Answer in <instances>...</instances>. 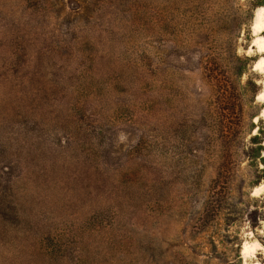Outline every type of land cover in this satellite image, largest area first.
Returning a JSON list of instances; mask_svg holds the SVG:
<instances>
[{
  "label": "rangeland",
  "instance_id": "1",
  "mask_svg": "<svg viewBox=\"0 0 264 264\" xmlns=\"http://www.w3.org/2000/svg\"><path fill=\"white\" fill-rule=\"evenodd\" d=\"M262 6L0 0V264H264Z\"/></svg>",
  "mask_w": 264,
  "mask_h": 264
},
{
  "label": "bare ground",
  "instance_id": "2",
  "mask_svg": "<svg viewBox=\"0 0 264 264\" xmlns=\"http://www.w3.org/2000/svg\"><path fill=\"white\" fill-rule=\"evenodd\" d=\"M255 29L258 30V31H264V6H263V8L259 9V21L256 23ZM254 47L259 49L261 52H264V38L256 39V41L254 43ZM258 69L259 70L264 69V59L260 60L256 64L255 70H258ZM259 98L264 101V92L259 95ZM262 117L264 118V110H263V113H262ZM260 190H261V188H257L255 191L259 192ZM249 250H250V248H249L248 245H245L243 247V252L244 253H247Z\"/></svg>",
  "mask_w": 264,
  "mask_h": 264
},
{
  "label": "trees",
  "instance_id": "3",
  "mask_svg": "<svg viewBox=\"0 0 264 264\" xmlns=\"http://www.w3.org/2000/svg\"><path fill=\"white\" fill-rule=\"evenodd\" d=\"M263 7V6H262ZM261 8V7H260Z\"/></svg>",
  "mask_w": 264,
  "mask_h": 264
},
{
  "label": "water",
  "instance_id": "4",
  "mask_svg": "<svg viewBox=\"0 0 264 264\" xmlns=\"http://www.w3.org/2000/svg\"><path fill=\"white\" fill-rule=\"evenodd\" d=\"M252 46V45H251Z\"/></svg>",
  "mask_w": 264,
  "mask_h": 264
}]
</instances>
